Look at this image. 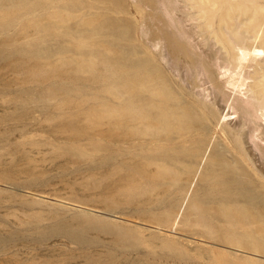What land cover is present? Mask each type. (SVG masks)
Returning <instances> with one entry per match:
<instances>
[{"label": "rangeland", "instance_id": "rangeland-1", "mask_svg": "<svg viewBox=\"0 0 264 264\" xmlns=\"http://www.w3.org/2000/svg\"><path fill=\"white\" fill-rule=\"evenodd\" d=\"M235 4L261 50L264 0ZM170 35L179 60L238 83L228 105L173 64ZM227 49L195 0H0V264H264V108L250 97L264 53L238 64ZM154 92L197 114L167 132L140 123Z\"/></svg>", "mask_w": 264, "mask_h": 264}, {"label": "bare ground", "instance_id": "bare-ground-1", "mask_svg": "<svg viewBox=\"0 0 264 264\" xmlns=\"http://www.w3.org/2000/svg\"><path fill=\"white\" fill-rule=\"evenodd\" d=\"M195 1H196V4H197V8H198V11H199V15H200L201 19L204 21V25H205L206 29H208V30L213 29V34L216 37H218V38L219 37H225V39L227 41V47H228L227 51L230 52L231 55H232L231 56L232 57V60L231 61L236 62L238 64H242L244 62H249L251 60H254L257 55H259L261 53H264V21L259 25L260 32L263 31V36H262V49L263 50L262 49L261 50H258L259 48L256 49V48H248V47H246L245 46V43H246L247 40L248 41L250 40L251 36H250V33L249 32H247V31L242 32L241 29L244 26H246L250 22L251 19L250 18H243V17L240 18L239 15L230 16V13L236 7H238L235 4V2H237V0H195ZM239 7H241V5ZM256 30H258V29H253V31H255V32H256ZM257 34H260V33L257 32ZM173 37L171 35L168 37L169 38L170 52H171V54H173V57L175 59V60H173V62H174L173 64H175V66L177 67V65L178 66L181 65L182 64V61H184L185 63L187 62L186 64L188 65V68L186 67V69L188 70V72L191 71L193 73V72L196 71V73L198 75L199 73L197 72V70L198 71L199 70L202 71V73H203L202 76L204 75V77H205V75H206L208 77L207 80L209 79V83L212 85V88H213V92H209V95L207 97H212V98L218 100L221 95H224L225 98H226V99H224V101L228 105L229 102H230V100H231V96L228 95V94H226V92H225V86H227V87H233V88H239L238 83L235 82L234 80H232L231 78L229 80H226L225 84L219 82V79H217L218 77L216 78L215 77V73L212 71L213 68L210 65L211 64V61L210 60H209L210 64L208 63L207 60H189V59L188 60H179V56L181 54V52L179 50V42H178L179 40L176 41L177 39L175 37L174 38ZM254 39H255V37H254ZM190 59H191V57H190ZM184 64H182V65L184 66ZM182 65L180 66V68L182 67ZM176 67H174L175 70H176ZM258 69L260 71H259L258 76L255 78V83L250 88V97H251L252 100H254L256 102L255 104L258 103L262 108H264V67H260V68L258 67ZM181 70H182V68H181ZM183 70H185V67H184ZM187 70H186V73H187ZM176 71H178V70H176ZM191 72L189 73V75L191 74ZM191 75L194 76L195 74H191ZM198 76H200V74ZM191 77H187V78L188 79H191ZM195 77H196V75H195ZM199 79H201V78H199ZM207 80H204V81L205 82H208ZM186 81H188V80H186ZM193 81H196V79L195 80L193 79ZM191 82H192V79H191ZM190 83H189V85H190ZM200 83H201V81H200ZM192 84H193V82H192ZM187 85H188V83H187ZM193 85H192V87H193ZM195 85H196V83H195ZM199 85H201V84H199ZM196 86H198V85H196ZM196 86H194L193 89H195ZM201 86H203V85H201ZM189 88H190V86H189ZM210 88H211V86H210ZM197 89H199V88H197ZM194 92H195V90H194ZM192 94H193V92H192ZM196 94H198V92ZM193 95H195V94H193ZM213 95H214V97H213ZM152 96H154V98H148V101H144L145 99H142V100L140 99V100L142 101V103L144 102V104L146 106H150V107L153 106L154 108H157L158 110L156 112L153 111V113L151 115H149V114L146 115L145 114L143 116V121H140V123L142 122V123H144V125L153 126V129L157 130L158 132H167L169 128L171 129V127L176 124V122H179V121H181L183 119H190L191 117H194V114H197V110L195 111V110L190 109V108H188L186 106L183 107V108H181V111L180 112L175 111L174 109H172L168 105L169 99L167 98V96H165L164 99L160 101L161 103L158 105V102H155V98L157 96V93L154 92L152 94ZM142 98H144V97H142ZM235 102L236 103L234 104V107H232V108L233 109L234 108L237 109L240 112V115L242 116V118H244V117L246 118L247 115L251 114V108L250 107H252V106H250V105H248V106L246 105L245 106V102L242 101V100H237ZM228 107H230V105ZM3 108H5V107H3ZM230 109H231V107H230ZM226 117H228V116L224 115L223 116V119H227ZM173 122H174V124H172ZM219 124H220V122H219ZM209 127H211V126H209ZM207 128H208V126H207ZM210 129H212V128H210ZM208 131H209V129H208ZM208 131H207V133H208ZM210 133H209V135H210ZM221 133H223V132H221ZM158 137H159V134H155L154 137H151L150 139L145 138L144 141H145L146 144H148V145L151 144L152 145L153 143H155L157 141ZM219 142H221V141L219 140ZM216 143H217V141H216ZM221 144H222V142H221ZM206 152H207V150H206ZM206 152H205V154H203L202 161L199 163L198 169H197L195 175L193 176V178L191 179L190 187L195 183L196 178L198 177V174H199V171H200V167H201L202 162H203V160L205 158ZM39 153H41V152H39ZM23 164H25V163H23ZM24 169H26V168H24ZM28 193L31 196L35 197L36 200H38L41 203L51 204L52 206L54 205L55 207L60 208V209H63V210L64 209H66V210H72L73 209V210H77L79 212L87 213V214H90V215H92V213H98V212H100L96 208H92L93 206L92 207H90V206L86 207V206H80V205L70 204V203L65 202L64 200L56 199V198L53 199L52 200L53 202L51 203L48 200H43V198H47V197H43L41 195L33 194V193H30V192H28ZM37 197H40V198H37ZM142 225H144V224H142ZM147 226H149V223H148ZM154 227H153V230H154ZM156 229L159 230V227L158 228L156 227ZM148 230H149V228H148ZM153 230H151V231H153ZM156 233H158V232H156ZM177 234H179V233H177ZM171 235H173V234H171ZM159 237H161V236H159ZM191 238H190V240H191ZM171 239H173V237ZM193 239H195V238H193ZM179 240H180V238H179ZM183 240H184V238H183ZM186 242H188V241H186ZM193 244H195V242ZM202 245H204V244H202ZM194 247H196V246H194ZM198 248H199V246H198ZM200 248H204V247L201 246ZM237 251H239V250H237ZM243 252H245V251H243ZM254 255H256V253ZM257 256L259 257V255H257ZM262 257H264V256H262Z\"/></svg>", "mask_w": 264, "mask_h": 264}]
</instances>
